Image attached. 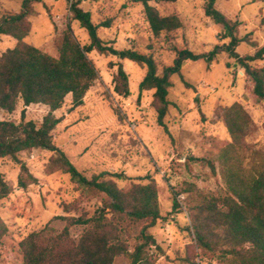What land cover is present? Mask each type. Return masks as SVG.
<instances>
[{
    "label": "rangeland",
    "instance_id": "374dc122",
    "mask_svg": "<svg viewBox=\"0 0 264 264\" xmlns=\"http://www.w3.org/2000/svg\"><path fill=\"white\" fill-rule=\"evenodd\" d=\"M24 0H0V17L18 13ZM27 16L30 31L24 41L53 57L58 56L61 37L70 27L81 44L89 42L87 32L71 19L68 0H30ZM80 7L91 13L93 23L110 19L109 27L98 29L99 37L115 49H130L150 55L157 64V73L172 64L175 49L188 48L194 53L210 52L214 46L229 42L222 38L224 30L204 13V0L150 2L161 16L176 15L181 28L154 35L144 15L142 4L128 0H79ZM215 7L227 18L240 22L236 52L253 54L264 45V3L259 0H215ZM10 36L0 35V55L16 44ZM253 44L257 45L253 46ZM98 77L88 89L83 103L71 107V95L54 112L61 122L53 130V142L87 178L102 172L122 174L121 178L104 175L123 189L133 184L153 183L157 189L161 219L148 229L160 249L151 251L155 264H219L211 255L196 247L188 200L192 191L205 195L228 193L222 176L219 153L227 144H235L223 113L240 104L250 121L246 134L238 138L237 159L246 175L255 174L257 160L252 151L264 152V104L252 94V82L235 58L221 52L212 61L198 59L185 62L180 74L170 77L166 129L157 123L153 106L154 90H139L146 68L129 59L120 60L111 54L88 53ZM128 77L130 94L123 97L114 92L113 77L117 63ZM111 63L112 65H109ZM252 65L263 67L264 59ZM23 108L20 100L12 113L0 109V120L20 121ZM48 108L41 104L26 109L25 120L39 124ZM54 151L32 149L19 153V160L36 177L26 188L17 185L20 164L10 157L0 159V174L12 192L0 200V220L6 231L0 238V264H22L21 242L32 232L49 225L57 232L64 226L56 216H87L101 206L103 193L81 189L61 170L48 172L47 164ZM212 162V167L206 163ZM181 211L172 212L173 200ZM107 217L111 219V215ZM147 219L124 222V239L132 250L140 229ZM85 226L70 228L78 240ZM115 264H128L124 256Z\"/></svg>",
    "mask_w": 264,
    "mask_h": 264
},
{
    "label": "trees",
    "instance_id": "16d2710c",
    "mask_svg": "<svg viewBox=\"0 0 264 264\" xmlns=\"http://www.w3.org/2000/svg\"><path fill=\"white\" fill-rule=\"evenodd\" d=\"M142 4L144 15L154 35L181 28L176 15L161 16L150 2H175L176 0H128ZM264 3V0H259ZM71 19L79 23L88 35L89 42L81 45L70 27L64 31L58 48V56L53 57L28 44L30 24L27 16L31 12V1L24 0L18 13H4L0 17V35L10 36L17 42L14 47L0 55V109L12 113L21 100L19 123L0 120V159L10 157L20 164L17 185L26 188L37 181L25 163L19 160V153L32 149L54 151L46 166L48 172L61 170L70 176L71 182L83 190L103 193L105 198L91 216H56L64 226L57 232L49 225L30 233L22 242V264H115L116 257L124 256L128 264H155L156 256L151 251L160 249L148 229L161 219L157 189L153 183L133 184L129 189L119 188L104 175L121 178L122 174L102 172L91 178L84 176L68 159L66 154L53 142L52 132L61 122L54 112L60 109L66 96L71 95L70 109L83 103L88 89L98 77V72L88 57V53L111 54L120 60L129 59L146 68L139 83V90H154L153 106L157 113V123L166 129L164 118L168 112V89L170 77L180 74L185 62L205 59L212 61L221 52L235 58L252 82V94L264 104V66L252 65L264 59V45L253 54L240 56L236 46L247 41V36L236 34L240 22L227 18L215 7V0H204V13L214 23L222 26V38H229L227 44L216 45L208 53H194L188 48L175 49L172 64L157 73V64L150 55L130 49L118 50L105 43L98 35L100 27H109L111 20L93 23L91 13L83 10L79 0H68ZM251 45L256 46L253 44ZM109 65H112L109 63ZM113 90L120 96L130 94L128 77L122 64H116ZM41 104L48 108L41 122L36 124L25 120L26 109L30 105ZM227 128L237 142L246 134L250 118L240 104H233L223 113ZM227 144L219 153L222 162V176L228 193L224 196L205 195L192 191L188 200L191 225L187 227L193 235L196 247L204 254L211 255L219 264H264V152L252 151L257 160L255 174L246 175L237 159V145ZM212 167V162L206 160ZM12 192L11 186L0 174V200ZM181 211L174 198L172 212ZM111 215V219L107 215ZM148 222L139 231L137 243L132 250L124 239V222ZM87 227L76 241L71 237L73 226ZM6 231L0 220V238ZM193 264H195L193 260Z\"/></svg>",
    "mask_w": 264,
    "mask_h": 264
}]
</instances>
